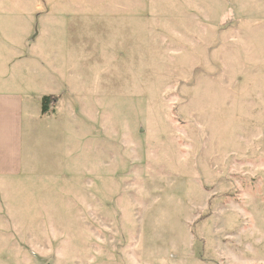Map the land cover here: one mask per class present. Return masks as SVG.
<instances>
[{
	"label": "rangeland",
	"instance_id": "374dc122",
	"mask_svg": "<svg viewBox=\"0 0 264 264\" xmlns=\"http://www.w3.org/2000/svg\"><path fill=\"white\" fill-rule=\"evenodd\" d=\"M11 1L0 264H264V0Z\"/></svg>",
	"mask_w": 264,
	"mask_h": 264
},
{
	"label": "crops",
	"instance_id": "0c3cea01",
	"mask_svg": "<svg viewBox=\"0 0 264 264\" xmlns=\"http://www.w3.org/2000/svg\"><path fill=\"white\" fill-rule=\"evenodd\" d=\"M12 3L11 0H0V50L4 56L3 62H0V179L15 177L24 169L22 152L25 128L33 129L32 124L40 122V115H44L40 111V99L43 96L52 95V93H30L28 84L25 88L24 79L21 77L24 66L17 67L19 72L9 75L13 64H8V58L5 57L6 51H11L14 48L13 44L18 40L23 41V29L18 36V29L23 25L19 21L22 20L21 14L16 10L17 5ZM8 19L10 21L13 19L11 29L14 31L13 36L17 35L18 39L7 36L6 21ZM33 70L32 67V73ZM33 116L36 117L35 121L28 123L27 121Z\"/></svg>",
	"mask_w": 264,
	"mask_h": 264
},
{
	"label": "trees",
	"instance_id": "16d2710c",
	"mask_svg": "<svg viewBox=\"0 0 264 264\" xmlns=\"http://www.w3.org/2000/svg\"><path fill=\"white\" fill-rule=\"evenodd\" d=\"M53 99L54 98L51 95L43 96L40 99V111H41V114H46V113L51 112V110H52L51 104H52Z\"/></svg>",
	"mask_w": 264,
	"mask_h": 264
}]
</instances>
